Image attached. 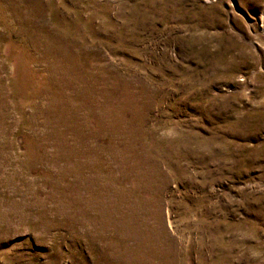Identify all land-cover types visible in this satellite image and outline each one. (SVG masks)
I'll return each instance as SVG.
<instances>
[{
    "label": "rangeland",
    "instance_id": "1",
    "mask_svg": "<svg viewBox=\"0 0 264 264\" xmlns=\"http://www.w3.org/2000/svg\"><path fill=\"white\" fill-rule=\"evenodd\" d=\"M0 264H264V0H0Z\"/></svg>",
    "mask_w": 264,
    "mask_h": 264
}]
</instances>
